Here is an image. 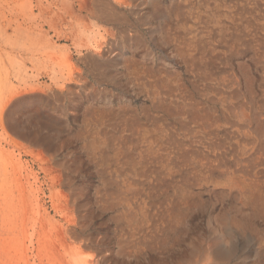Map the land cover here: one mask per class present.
I'll return each mask as SVG.
<instances>
[{
  "label": "rangeland",
  "instance_id": "374dc122",
  "mask_svg": "<svg viewBox=\"0 0 264 264\" xmlns=\"http://www.w3.org/2000/svg\"><path fill=\"white\" fill-rule=\"evenodd\" d=\"M13 1L0 0V3ZM110 1L122 11L142 8ZM256 1L259 5L253 16L254 23L247 28L252 30L251 26L257 24L255 27H262L261 33H264V0ZM164 5L168 6L169 1L165 0ZM128 17L131 27L127 30L136 29L140 42L124 57L132 59L136 68L146 74L145 81H155L156 87L150 86V83L146 86L140 82L130 83L126 77L118 80L111 76L97 78L96 72L82 64L83 82L74 84L75 90L65 102V98L57 99L45 87L50 82L44 76L33 78L32 84L36 88L33 93L26 91L13 101L31 94L43 98L37 101L39 104L34 113L16 116L15 119L22 123L26 131L41 136L37 142L10 131L11 118L6 116L7 110L0 112V264H111L112 255L120 260L125 258L132 264H152L160 259L174 260L187 252L190 244L198 243L210 249L212 238L217 235L218 229L220 231L218 227L215 231V219L235 213L233 203L236 200L227 194L219 195V189L201 191L203 205L187 213L185 221L177 228L175 242L164 253L153 248L147 251L148 254L144 251L140 257L133 256L143 247L137 244L142 233L135 230L142 223V212H148L143 207L154 212L145 198L153 192L146 184L154 186L152 180L157 176L168 177L175 171L182 176H191L192 170L198 176L194 188L202 190L209 179L202 173L203 168L200 171V166L216 165V159L208 156L224 153L225 165H216L218 173L232 172L236 178L241 176L239 178L244 182L253 180L264 189V38L254 44L250 53L230 57L228 51L232 47L235 49L236 44L230 41L228 33L219 32L217 16L207 13L204 21L198 22L196 19L195 22L194 19L196 31L192 33L193 54L197 60L203 61L205 68L189 69L180 58L175 57L170 47L157 40L156 35H151L149 26L138 24L135 14L130 12ZM109 27L112 28L109 41H119L118 27L125 29L126 26ZM256 28L254 32L258 35L260 31ZM221 43L226 46L222 47ZM58 44L63 46L67 43ZM201 45L205 49L202 54L199 53ZM106 49L113 51L115 47L108 42L102 50H84L79 56L88 53L97 56ZM123 65L114 67L111 64L103 72L121 71ZM246 75L250 77L246 78ZM11 84H16L11 78L0 82V102L3 91ZM37 84L42 86L38 92ZM52 88L65 93L57 86L52 85ZM171 89L175 97H171L173 100L184 102L188 110H199L201 116L206 118L193 119L183 129H174L171 121L162 124L151 120L146 121L144 126L131 129L123 126L120 119L116 125V120L111 116L114 112H122L124 117L132 113L140 117L147 113L163 115V109L154 108L152 102L167 98V91ZM152 90L156 97L152 95ZM251 100L253 102L249 103ZM204 128H209V131ZM210 129L216 133H212L213 139H210ZM174 133L182 141L180 146L172 142ZM206 133L209 137L205 136ZM249 152L252 157L247 159ZM167 160H177L178 168L168 171L165 168ZM45 161L46 164L43 163ZM231 164L235 166L231 167ZM243 176L248 179H243ZM120 190H124V193ZM133 193L136 199L132 197ZM87 195L90 196L87 198ZM130 207H133V211ZM253 224V245L246 246L243 236L238 237L237 243L245 253L260 250L264 254V221L257 219ZM143 225L148 228V235L154 234L151 222H143ZM247 256L239 253L228 264H264V257H256L253 253ZM195 260L194 264L213 263L212 257H197Z\"/></svg>",
  "mask_w": 264,
  "mask_h": 264
},
{
  "label": "bare ground",
  "instance_id": "6f19581e",
  "mask_svg": "<svg viewBox=\"0 0 264 264\" xmlns=\"http://www.w3.org/2000/svg\"><path fill=\"white\" fill-rule=\"evenodd\" d=\"M114 1L120 5H129V7L130 5H133L135 8L142 7L130 11L132 14L137 16L138 24L149 26L151 35H156L158 38L157 40H159L162 44L167 45V47H170L172 49L171 52H175V57L180 58L186 68L189 69L205 68L203 61L197 60L195 57L196 55L193 54L194 45L192 33L193 31H196L194 19L195 22L196 19L198 22L204 21L206 20L207 13H213V15L217 16L216 22L218 23L219 32L228 33L230 35V41L236 44L235 49L232 47L231 50L228 51L230 57L250 53V49L253 48L254 44L264 38V33H261L263 28H256L255 26L257 24L251 26L252 30L247 28L249 24L254 23L253 16L256 14L259 5L256 0H168L169 5L166 7L164 5L165 0ZM0 10V82H3L4 80L7 81L10 78L14 79L16 82V84H11L10 86L8 85L9 87L3 91V99L0 102V112H5L7 110L6 116L11 118L8 126L10 131L21 137L35 142L41 140V136L39 134L26 131V129L22 127V123L18 119H15L16 116H28L29 114L34 113L39 104L37 101L43 98L36 96V94H31L24 98H20V100L18 99L17 101H13L17 95H22L21 93L25 94L26 91L29 93V90L30 92L34 91L35 86L32 84L31 79H37L41 75L50 82V85H45V87L50 90L57 99L63 100V98H65V102L68 101V97L74 92V84L79 81L80 83L81 81L83 82L81 73L82 69L80 70V66L82 64L86 65L88 69H92L96 72L98 74L97 78H108L111 76V78L118 80V78L126 77L127 81L130 83L140 82L143 86L150 83V86L153 85V87H156L157 83L155 81H145L146 77L144 75L146 74L136 68V63L133 62L132 59H125L124 56H126V53L138 46L140 36L134 28L131 31L127 30L131 27V24H129L127 20L130 12L122 11L119 6L114 5L110 0H14L12 3H0ZM262 11L264 12V4L262 6ZM116 25H125L126 28L119 29L118 27L120 40L112 43L109 41V38L112 37V28L109 26L115 27ZM255 28L260 31L258 35L257 32H254ZM59 42H65L67 44L60 46L58 44ZM108 42L111 47H115L113 51L111 49H106L101 51V53H99L100 55L97 56L90 53L82 57L79 56L84 50H102L103 45ZM221 46L224 47L226 44L221 43ZM240 46H245L247 49H242ZM118 47L124 48L125 51ZM199 51L200 54L205 52L202 45L199 46ZM73 54L78 57L74 58L75 55ZM111 64L114 67L124 64L123 70L119 71L116 69L111 72L104 73L103 70L105 68L107 69ZM241 77L245 76L241 75ZM247 77L248 76L246 75V78ZM52 85L65 90V93L62 94L56 91L57 89H51ZM37 87L36 92H38V89L42 86L37 84ZM42 91L44 92V89ZM39 92L42 93L41 91ZM147 93L149 94L150 92ZM151 93L153 96L155 95L154 97L157 96V94L154 93V90H152ZM173 95L174 92L171 89V91H167V98L153 100L152 105L156 109L162 108L164 112L163 115L155 116L151 113H147L146 115L140 117L138 114L132 113L127 115L128 117H124L122 112H114L111 116L113 120H116V125H118V119H120L123 122V126L131 129L144 126L145 122L149 120L153 121V123L161 122L162 124H166L168 121H171L174 129H183L187 128L189 126V121L193 119L198 117L206 118L205 116H201L202 114L199 113V110H188L185 107L184 102L173 100V98H175ZM250 98L253 97L251 96ZM251 102L253 101L251 100L249 103ZM11 104L12 106L9 109L8 107ZM251 109L253 110V107H251ZM184 119H188V121ZM211 122L215 123L214 120ZM253 125L255 126V124ZM209 128L211 127L209 126ZM209 128H204V130L209 131ZM210 132L211 133L208 132L209 135L211 134L210 139H213L212 137L214 134L212 135V133L215 132L211 129ZM208 133L205 134L206 137H209ZM0 138L2 139V135ZM173 138V144L175 146H180L182 141L175 133L172 135V139ZM157 139L159 140V138ZM210 139H208V143H210ZM200 141H202V139ZM254 142L253 144H255ZM211 146L214 148L213 143ZM227 149L229 150V148ZM17 152L19 151L17 150ZM20 155H22V153H20ZM20 155L17 156L18 159ZM209 157L215 158L216 165L219 167L225 165L224 153L215 156H208V158ZM251 157L252 153L249 152L247 154V159ZM81 160L82 162L84 161L83 159ZM18 163L20 164V162ZM43 163L46 164V161ZM236 163L238 164V162ZM178 164L177 160H167L165 168L168 169V171H172L178 168ZM234 164H231V167H234ZM216 165L211 166V164H208V166H200V171L202 172L203 168L202 173H204L205 177H208L209 179V181L206 180L202 186V190L201 188H194V185L198 180V176L197 174L195 175V172L192 170H190L191 176H182L175 171L168 177L157 176L154 181L152 180V183L155 184L154 186H152L151 183L146 184V186L149 185L148 188L153 191L146 195L145 198L149 200V205L154 208V212L152 213L147 208L143 207V209L148 212H142V223L140 226L135 228V230L142 233V237L138 238V247H143H140L136 251L137 254H134L133 256L140 257L144 251L147 252L153 248H157L161 254L164 253V251L168 249L169 245L172 242H175V238L177 237V228L185 221L187 213L190 210H196V208H200L203 205L201 200V191H210V189H219V195L227 194L236 200V202L233 203V209L235 212L233 216L226 214L215 219V231L217 230V227L220 228V231L218 229L216 232L217 235L212 238L210 249H207L198 243L190 244V249L177 256L174 260L160 259L152 264H194L196 261L195 258L197 257H212V264H228L231 258L236 257L239 253L246 254V256L249 254V252L245 253L244 249L239 247L237 239L238 237L243 236L246 246L253 245V241L255 239L253 234L255 233L253 223L257 219L264 221L263 186L259 183H255L253 180L244 182L240 179L241 176L236 178L232 172L218 173ZM251 168L253 167L251 166ZM49 171H47V173ZM243 177V179H245L246 176ZM203 178L204 177H202V179ZM247 179L248 178L245 180ZM256 179L257 182H259V179ZM63 182L64 181H62V183ZM66 191L69 190L67 189ZM119 192H121V190ZM89 196L87 195V198ZM102 196L103 198L105 197L103 194ZM132 197L136 199L135 194ZM106 201L108 202V200ZM130 208L131 211H133V207ZM115 216L117 217V215ZM129 216H131V214H129ZM143 222H151V229H155L154 234L148 235V228L144 227ZM148 237H150L149 240H147ZM177 244H175V246ZM131 252L134 251L132 250ZM251 253L255 254L256 257H264L263 252L260 250H252ZM250 254L247 257H249ZM147 256L149 257V255ZM103 260L106 261V258ZM149 261H151V259ZM111 264H132V262H128L125 258L120 260L118 257L112 255Z\"/></svg>",
  "mask_w": 264,
  "mask_h": 264
}]
</instances>
